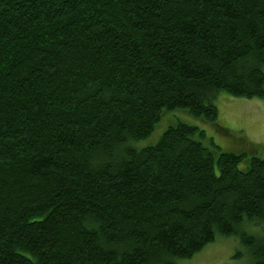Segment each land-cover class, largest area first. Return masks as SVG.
<instances>
[{
    "label": "trees",
    "instance_id": "obj_1",
    "mask_svg": "<svg viewBox=\"0 0 264 264\" xmlns=\"http://www.w3.org/2000/svg\"><path fill=\"white\" fill-rule=\"evenodd\" d=\"M224 97L264 100V0H0V264H264V145L208 136Z\"/></svg>",
    "mask_w": 264,
    "mask_h": 264
},
{
    "label": "rangeland",
    "instance_id": "obj_2",
    "mask_svg": "<svg viewBox=\"0 0 264 264\" xmlns=\"http://www.w3.org/2000/svg\"><path fill=\"white\" fill-rule=\"evenodd\" d=\"M180 115L186 119H191L189 122H196L194 117L187 115L185 117L183 112ZM218 116V123L229 128L233 136L219 130L215 125L208 126V133L215 134L208 136H213L214 141L224 149L232 150V148L240 147L241 145L236 138L242 136H245L250 146L264 145V100L224 97L219 100ZM161 128L162 126L158 127L153 139L158 136ZM231 140H233L232 144L228 143ZM237 250H240L237 241L233 238L221 237L206 246L193 258L178 261L177 264H247L246 258L234 257Z\"/></svg>",
    "mask_w": 264,
    "mask_h": 264
}]
</instances>
